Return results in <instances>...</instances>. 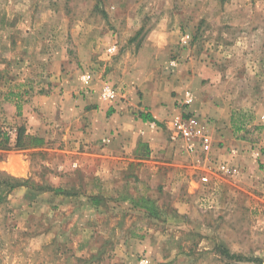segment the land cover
<instances>
[{"label": "rangeland", "instance_id": "rangeland-1", "mask_svg": "<svg viewBox=\"0 0 264 264\" xmlns=\"http://www.w3.org/2000/svg\"><path fill=\"white\" fill-rule=\"evenodd\" d=\"M193 73L207 160L165 123L136 158L115 105L165 107ZM0 129V264H264V0H0Z\"/></svg>", "mask_w": 264, "mask_h": 264}, {"label": "crops", "instance_id": "crops-1", "mask_svg": "<svg viewBox=\"0 0 264 264\" xmlns=\"http://www.w3.org/2000/svg\"><path fill=\"white\" fill-rule=\"evenodd\" d=\"M202 78V75H200L199 73H193L187 77H184L182 80L174 79L171 83V86L174 90L177 91V93L175 96L168 99L169 105L165 107L160 105V99H156L147 94H143L141 99L137 98L136 101L133 97V101L128 104L129 106H131L132 104V109L124 104L119 106L115 105L116 112L113 114V117L111 119L115 120L116 122L112 125V128L115 129V124L117 125V129H115L114 135L117 134L116 131H120L121 135L117 134V136L119 137L135 135L136 145L138 143L147 144L150 150L149 155H153L158 144L156 128L159 127L155 122L143 121L141 118L135 119L132 111L138 110V115L140 112L149 113L156 121H159L162 124L166 123L169 120L171 114L174 112L175 100L179 99L180 96L184 94V91L187 89V87H190L192 89H195V91H197L198 93L196 95L197 99L192 102L189 110H195L199 112H212L202 102V98L204 97V92H201L202 90H204L202 89ZM215 110H219L218 107H216ZM213 115H216L217 121L213 122L212 126H215L216 128L221 127L220 129L217 128V130H215V132L217 131L216 133L219 134V130L224 129L225 125L221 122V120L217 116V113H213ZM123 132L125 134H123ZM232 151L233 153H235L234 150Z\"/></svg>", "mask_w": 264, "mask_h": 264}, {"label": "built area", "instance_id": "built-area-1", "mask_svg": "<svg viewBox=\"0 0 264 264\" xmlns=\"http://www.w3.org/2000/svg\"><path fill=\"white\" fill-rule=\"evenodd\" d=\"M188 35L181 37L182 43H186ZM115 52V46L111 45L107 48V53ZM82 80L86 83L90 80V74L86 73L82 76ZM118 96L117 90L109 84H103L99 97L104 101H113ZM194 101L191 90L186 89L184 94L177 101V109L171 114L169 120L165 123L168 130V136L172 142H182L187 155L195 156L197 159L203 158L207 160L211 151V136L209 134V124L207 119L199 114L189 110V106ZM215 170L223 175H235L237 169L226 163H218ZM202 182H208L207 174L200 177Z\"/></svg>", "mask_w": 264, "mask_h": 264}, {"label": "trees", "instance_id": "trees-1", "mask_svg": "<svg viewBox=\"0 0 264 264\" xmlns=\"http://www.w3.org/2000/svg\"><path fill=\"white\" fill-rule=\"evenodd\" d=\"M139 118H141L143 121H151L155 122L158 127L163 126V124L159 121H156L149 113H139ZM24 134V129L21 127L17 130L16 138H15V144L14 148L16 149H24L26 148V144H23L21 141V138ZM138 146L135 149V157L138 159H143L149 156L150 150L147 144L145 143H138ZM11 148L10 145V137L7 132L0 129V149L1 150H9ZM4 185L9 190H12L15 186H20L24 184V181L20 182L19 180H16L14 178L8 177L6 180H4ZM54 193H59L60 189H52ZM226 254V253H225Z\"/></svg>", "mask_w": 264, "mask_h": 264}]
</instances>
